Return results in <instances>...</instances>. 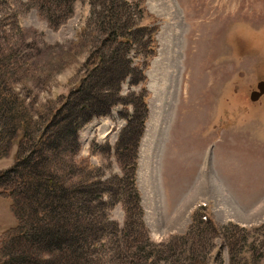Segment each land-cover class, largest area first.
<instances>
[{"label": "rangeland", "instance_id": "obj_1", "mask_svg": "<svg viewBox=\"0 0 264 264\" xmlns=\"http://www.w3.org/2000/svg\"><path fill=\"white\" fill-rule=\"evenodd\" d=\"M34 3L0 0L22 53L12 83L35 119L60 118L88 55L117 50L143 67L152 53L143 82L126 78L108 114L50 134V167L69 187L111 185L101 199L83 200L86 220L68 231L77 236L71 263L87 255L92 264H264V94L249 98L264 80V0H75L58 21ZM116 15L135 22L132 45L105 40ZM142 104L146 115L125 130ZM18 139L0 170L12 165ZM129 175L139 193L135 215L125 211L130 196L114 192ZM15 224L0 194V237Z\"/></svg>", "mask_w": 264, "mask_h": 264}, {"label": "trees", "instance_id": "obj_2", "mask_svg": "<svg viewBox=\"0 0 264 264\" xmlns=\"http://www.w3.org/2000/svg\"><path fill=\"white\" fill-rule=\"evenodd\" d=\"M34 1L38 10L42 11L46 7L47 10H51L48 18L58 21L70 14L71 4L75 0H58L53 6L52 0ZM106 2L108 5L109 0ZM113 12L110 11V15ZM116 16L113 26H107L108 35L105 40L117 39L126 45H132L135 33L132 25L135 22L128 21L127 18L122 21L119 15ZM13 28L2 23L0 18V158L8 154L12 140L19 138L12 165L0 170V194L10 199V209L16 218V224L1 234L0 264H92L87 255L81 257V261L71 263V259H75L71 256L72 251L75 250L73 240L77 239V236H71L68 231L71 232L69 228L77 225L79 221L86 220L84 218L86 212L82 211L83 200H92L91 195L101 199L105 194V188L111 185L105 187L106 181L99 180V187L97 185L95 189L90 185L69 187L58 167H50L49 159L54 153L50 149L54 139L50 134H54V131H59L65 125L70 130L71 122H86L93 117L108 114L112 106L117 104L121 91L120 84L126 78L134 77L137 81L133 78V82H143L142 72L147 65V56H151L152 53H146L142 57L140 63L144 65L143 67L130 66L131 60L124 54H119L117 50H114L116 52L113 53L114 55L102 53L96 55V58L88 55L80 83L78 82L70 98L66 99L59 108L60 118L55 120L50 113L45 121L44 116L37 119L33 117L25 99L16 91L12 83L19 71V67L14 64H18V56L22 55L17 48L19 42L10 38L13 35ZM117 28L120 34L117 33L119 32ZM45 48L40 51L46 50ZM114 65L117 66L115 71L109 73ZM144 109L143 104L138 105L127 116L125 130L133 127V120L137 121L140 117L143 118L142 115H146ZM34 122L38 124V128L35 132H31ZM141 132L142 127L137 128L135 131L137 138ZM71 136V143L75 146L73 151H77L79 146L77 132L74 130ZM73 154L75 155L71 152V155ZM128 177L131 185L125 187V183L127 186L125 178ZM4 184L7 185L2 188ZM114 187H116L115 193L120 191L130 196L127 200L130 204L125 205V211L126 214L135 215L136 209L131 205L135 204L139 207V193L134 177L121 176L119 181L114 182ZM64 212H67L66 217ZM41 238H48V244L42 243ZM68 238H72L71 242ZM79 244L78 236L76 248ZM17 246L19 249H16ZM39 246L47 250H41L40 254L37 252Z\"/></svg>", "mask_w": 264, "mask_h": 264}, {"label": "water", "instance_id": "obj_3", "mask_svg": "<svg viewBox=\"0 0 264 264\" xmlns=\"http://www.w3.org/2000/svg\"><path fill=\"white\" fill-rule=\"evenodd\" d=\"M257 89V91L255 90L250 93L251 100H256L261 94L264 93V80L258 82Z\"/></svg>", "mask_w": 264, "mask_h": 264}, {"label": "flooded vegetation", "instance_id": "obj_4", "mask_svg": "<svg viewBox=\"0 0 264 264\" xmlns=\"http://www.w3.org/2000/svg\"><path fill=\"white\" fill-rule=\"evenodd\" d=\"M254 90V89H253Z\"/></svg>", "mask_w": 264, "mask_h": 264}]
</instances>
